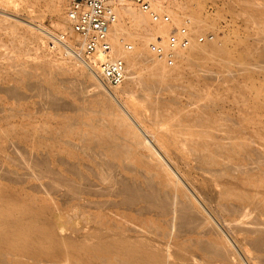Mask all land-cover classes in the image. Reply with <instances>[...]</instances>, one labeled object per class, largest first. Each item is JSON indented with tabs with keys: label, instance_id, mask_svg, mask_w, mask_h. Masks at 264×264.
<instances>
[{
	"label": "bare ground",
	"instance_id": "bare-ground-1",
	"mask_svg": "<svg viewBox=\"0 0 264 264\" xmlns=\"http://www.w3.org/2000/svg\"><path fill=\"white\" fill-rule=\"evenodd\" d=\"M122 1L114 2L118 20L112 25L109 38L114 43V55L125 60L126 77L123 83L110 89L88 69L86 75L94 87L85 101L98 105L97 113L106 115L112 124L124 127L129 138L128 149L138 152L104 151L97 143L107 139L101 134L109 136L111 127L81 119L75 101L56 85L49 89L37 86L42 101L36 112L28 107L25 113L44 117V124L24 131L6 130L0 134V150L16 151L14 142L9 145L3 142V137L10 134L30 140L32 148L41 152L31 165L39 175L52 179L51 184H46L49 192L56 193L57 184L66 185L71 191L66 194L68 203L76 200L75 205L79 206L86 199L96 208L100 202L89 196L112 194V207L124 206L133 211V218L149 216L142 220L144 231L155 235L133 240L124 234H112L110 239H100L77 251L72 242L59 234L51 209L38 210L32 201L3 197L4 188L0 185V264H9L5 261L8 256L24 258L27 262L23 264H232L231 235L253 248L258 262L264 263L261 217L264 215V152L258 148L263 140L264 114L251 80V74L262 69L264 63L252 61L256 54H264V30L257 29L253 41L240 40L237 48H229L225 40H217L215 36L205 45L194 40L190 46L179 49L175 65L168 66L149 48L150 39L156 34H166L168 27L154 22L136 5ZM171 1L156 6L168 7L173 20L183 23L170 6L176 2ZM48 2L47 6L55 12L54 0ZM3 11L0 6V12ZM199 17L189 24L191 34L206 32L210 27V22ZM256 23L258 26L261 22ZM9 27L13 32L17 29L16 23ZM121 37L129 39L133 49H126ZM66 40L77 52L74 58L86 66L78 43L80 37L75 34ZM24 43L23 38L21 44ZM206 62L217 70H206L201 80L193 64ZM140 68L146 69L144 74L139 75ZM67 78L64 77L65 81ZM177 81L182 83L178 85ZM137 84L142 86L141 95L135 90ZM179 87L187 95L182 102L178 100ZM6 89L16 98L28 95L13 85ZM161 90L167 91V97L159 94L151 97ZM110 98L117 107L111 105ZM171 104H175L177 114ZM65 109L73 110L74 114H65ZM52 120L57 124L53 125ZM81 124H89V129H80ZM71 136L76 142L68 139ZM67 145L72 149L68 150ZM62 152L74 160L66 159ZM137 157L144 166L141 170L136 164ZM85 160L97 170L91 169ZM83 165L91 170L94 179L84 173ZM2 172L13 183L26 179L24 173L21 175L10 167H4ZM64 172H70L73 177L66 179ZM92 215L96 222L97 215ZM71 220L72 215H68L67 223ZM127 229L144 232L136 224ZM84 259L91 261L87 263Z\"/></svg>",
	"mask_w": 264,
	"mask_h": 264
},
{
	"label": "rangeland",
	"instance_id": "rangeland-1",
	"mask_svg": "<svg viewBox=\"0 0 264 264\" xmlns=\"http://www.w3.org/2000/svg\"><path fill=\"white\" fill-rule=\"evenodd\" d=\"M70 1L71 0H54L56 10L53 12L49 8L50 5L47 6V4H49L48 0H0V6L4 9L3 12H0V134H3L9 129L24 131L23 129H32L34 126L44 124V117L37 114L29 116L25 113L28 111V107H30L29 109L31 111L36 112L39 105L38 103L42 101V99H40L41 95L36 92L37 86H44L49 89L53 85H56L58 88L66 90L67 97L70 100L72 99L75 101V108L78 113L81 114V119L90 124L98 126L107 124L111 127V133L109 136L107 134H101V136L107 139L101 140V142L97 143L98 146L104 148V151L108 152L109 149H116L119 152H138L136 150L128 149L127 145L129 144V138L126 135L124 127L115 126L106 115L97 113V110H99L98 105L85 101L89 96V93H91V88L94 87V85H90L91 78L86 75L89 68L74 58V56L67 55L61 46L52 48L51 43L53 39L50 34L39 29L35 25L39 24L55 35L65 33L68 40L73 38L75 34L72 33L67 18V9ZM172 1L176 2V4L170 3L171 8L178 12L179 17L183 22L185 18H189L191 24V22H194L199 16L200 19L210 22V27H207L206 32L196 31L191 34L193 37L192 43L195 40L199 45H205L206 41H198L197 37L199 35L212 33L214 34L215 39L225 40L229 48H237L239 47L238 42L240 40L247 39L253 41L257 29L264 30V0ZM122 2L135 6L131 2ZM167 8L162 7V9H158L162 12H167L172 18V15ZM126 21L128 20L126 19ZM256 22L261 23L257 26ZM11 23H16L17 25L15 32L10 30L9 25ZM163 25L167 26L168 31H170L172 27H179L182 23L176 22L172 18L171 25ZM33 26L35 27L32 28ZM25 36H32V38L26 39ZM23 38L26 40V44L24 43L22 45L21 42H23ZM126 40L132 43L129 39ZM253 58L252 61H264V54H256ZM182 64L185 66L184 63ZM263 65L261 66L262 69L251 74V80L253 81V87L257 91L256 99L260 104L259 109L264 114ZM193 69L198 71L201 80L205 78L204 75L206 74V70H217L216 68H212L210 62L203 64L194 63ZM145 70L146 69L144 68H140L139 75L144 74ZM64 77H68L66 79L67 81H65ZM58 78H61V80L64 81H61ZM209 81L213 82L214 80L209 79ZM26 83L33 86L28 87ZM177 83L180 85L182 82L177 81ZM12 85L18 87L20 91L26 95L28 94V97L25 95L23 96L26 98L14 97L13 94L6 89ZM70 85H73L74 87ZM83 86H86V88L84 87V89ZM78 89H82V92ZM135 90L139 95L142 94V86L140 84L136 85ZM177 91L179 92L178 100L180 102L185 101L187 95L180 90V87ZM158 94L167 97V91L165 90L153 93L151 97L153 98V96ZM140 98L142 97L140 96ZM110 99L111 105L117 107L115 100L112 98ZM126 99L127 98H124V101H126ZM38 100L39 102H37ZM171 105L172 110L177 114L178 112L175 111V104ZM46 110L51 111L49 108H46ZM88 110H90V112H88ZM63 111L67 115L74 114V111L71 109H65ZM51 122L53 125L57 124L54 120ZM89 126V124H81L80 129L87 130L89 129ZM18 136V134H10L7 138L3 137L4 144L9 145L13 142L16 144L17 149L15 150L17 152L0 150V169L10 167L21 175L24 173L23 176H25L26 179H23L21 182L13 183L9 176L5 175L1 169L0 185L4 188L1 190L3 197L11 196L18 200L23 199L32 201L38 210L51 209L50 211H52L53 219L58 226L57 229L59 234L68 239L69 242H72L74 244L73 248L77 251L98 242L100 239H110L112 238V234L114 236L115 234H124L126 237L133 240H146L149 237H154L155 234L144 231L146 227L143 225L142 220L146 218L149 219V216H141V218H137L136 216L133 218V211L126 210L124 206L112 207V194H105L99 197L89 196L91 200L94 199L100 202L98 208H96L93 207V203H88L86 199L81 200L79 206L75 205L76 200L68 203L69 199L66 194L71 191L66 185L57 184L55 187L56 193L49 192L46 184H51L52 179L46 175H39L37 168H34L31 165L33 160L36 159L35 156H41V152H37V150L32 148L30 140H21L18 139ZM68 139L72 142H76L73 136ZM90 145L92 144L90 143ZM66 147L68 150L72 149L71 147H68V145ZM258 148L260 152H264V129L263 140H260ZM77 153L82 154V152ZM33 156L35 157L34 159H32ZM62 156L66 159L74 160L73 158H69L64 152H62ZM30 157H32V160ZM8 160H10V162ZM135 160L137 166L141 170L144 166L139 160V157ZM85 164L89 167L91 166V169L93 168L97 170V167L88 160H85ZM83 167L84 173L91 179H94L91 170L85 168L84 165ZM64 174L66 179L73 177L70 172H64ZM100 184L101 183L98 181V185ZM198 198L201 200L200 197ZM106 200L108 201L106 202ZM108 202H111V204ZM93 213L97 215L96 222L93 221ZM68 215H72L70 224L66 221ZM126 216H128V218H126ZM261 217L264 220V215H261ZM212 218L219 224L217 219L214 217ZM147 221L149 222V220ZM135 224L139 227V231L144 232H140V234L134 230L127 229V227H133ZM230 237L233 245L232 249L234 251L231 255L232 264H245L243 261L248 264H264L258 262L256 251L253 248L249 245L240 243L235 235H231ZM196 253L198 252L196 251ZM5 259L9 264H23L24 262H27L24 258L16 259L12 256H8ZM241 259L244 260L242 261ZM84 260L87 263L91 261L90 259ZM62 261L66 262L64 259ZM81 264L86 263L82 262Z\"/></svg>",
	"mask_w": 264,
	"mask_h": 264
},
{
	"label": "built area",
	"instance_id": "built-area-1",
	"mask_svg": "<svg viewBox=\"0 0 264 264\" xmlns=\"http://www.w3.org/2000/svg\"><path fill=\"white\" fill-rule=\"evenodd\" d=\"M118 0H71L67 9V18L72 32L80 37L78 40L82 57L86 66L94 72L99 80L108 88H114L123 83L126 77V63L113 53V41L109 38L112 25L118 20L114 2ZM131 2L146 12L154 22L166 25L172 24V18L167 12L160 11L156 5L164 6L171 0H123ZM190 19L185 18L182 25L173 27L166 34H156L149 43V48L155 56L168 66L176 63V52L188 47L193 37L189 29ZM51 47L61 46L67 55L77 54L68 42L66 34L56 35ZM214 39V34L199 35L198 41ZM120 42L126 49H133V44L124 37Z\"/></svg>",
	"mask_w": 264,
	"mask_h": 264
}]
</instances>
